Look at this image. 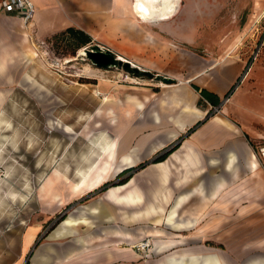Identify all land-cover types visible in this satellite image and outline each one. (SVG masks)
I'll return each mask as SVG.
<instances>
[{
	"label": "crops",
	"instance_id": "1",
	"mask_svg": "<svg viewBox=\"0 0 264 264\" xmlns=\"http://www.w3.org/2000/svg\"><path fill=\"white\" fill-rule=\"evenodd\" d=\"M32 1L36 9L28 25L36 36L73 27L91 37L88 45L106 46L141 68L148 62H158L159 69L166 62H181L180 48L176 49L181 36L175 38V30L182 29L177 17L182 0H172V16L168 18L139 16L137 0ZM255 12L264 14V0H258ZM0 13L4 18L16 16L1 8ZM189 24L190 30L197 31L196 20ZM166 29L174 31L173 37L167 38ZM185 52L190 75L180 80L183 74L168 73L178 79L176 86L162 82L163 95L160 92L152 100L149 97V103L144 98L134 104L135 111L141 110V104L148 107L143 132L120 136L101 133L99 155L86 169L79 170L78 180L70 183L67 195L77 199L99 191L105 181L112 184L100 190L99 199L88 201L60 220V227L45 235L46 245L38 246L37 220L18 233L9 231L19 236L18 256L10 264H23L27 252H31L28 264H133L136 253L121 243L130 244L145 236L153 237V252L159 255L149 264H264V220L257 218L261 209L253 202L264 201V169L242 128L218 115L207 117L212 103L192 86L206 88L221 99L241 65L225 55L222 65L213 66L207 79L196 55L191 60L192 50ZM190 81L194 82L192 88L185 85ZM252 98L240 90L233 95V103L241 110L248 109L255 121L261 120L259 115L264 111L256 105L264 98L257 97L254 102ZM126 114L130 124V112ZM116 120L117 124L120 119ZM199 120L203 122L186 134ZM65 128L71 129L68 124ZM169 149L162 160H155ZM128 168L132 169L122 175L128 174L125 182H119L122 177L113 181ZM52 181L48 176L44 194ZM250 186L257 195L247 199L245 192ZM53 198L51 203L56 208L72 202H63L59 192ZM233 210L237 216L231 220ZM67 217L77 219L76 223L64 224ZM215 238L225 248L208 244Z\"/></svg>",
	"mask_w": 264,
	"mask_h": 264
},
{
	"label": "rangeland",
	"instance_id": "2",
	"mask_svg": "<svg viewBox=\"0 0 264 264\" xmlns=\"http://www.w3.org/2000/svg\"><path fill=\"white\" fill-rule=\"evenodd\" d=\"M189 1L182 0L177 16L182 26L175 30V38L181 36L176 48L182 54L180 64L166 62L159 69L158 62H148L145 64L149 67L143 68L161 75L178 72L183 74L180 80H185L190 72L184 54L192 50L191 60L196 55L198 64L204 65L203 76L209 79L211 69L222 65L225 55L234 59L241 66L227 89L232 88L229 100L225 101L226 91L213 115L242 128V135L264 169V115L255 121L248 109L241 110L233 103V95L240 90L243 95H251L253 102L257 97L264 98V14L255 12L258 0ZM195 20L197 31L189 28ZM173 32L166 29L167 38L173 37ZM78 45L65 30L36 36L28 22L18 16L4 18L0 13V246L5 248H0V264H10L18 256L19 236L9 231L18 233L38 221V246L46 245L45 235L57 230L61 219L100 198V190L77 199L69 198L67 191L70 183L78 180L79 170L86 169L99 155V135L143 132L148 107L141 104V110L135 111L134 104L144 98L149 103V97L152 100L160 92L163 95V80L134 76L119 67H97L80 52L88 44ZM177 81L169 84L176 86ZM192 83L185 85L189 88ZM261 102L256 106L264 111ZM127 111L130 124L125 120ZM117 118L120 120L116 124ZM67 124L70 130H66ZM48 176L53 181L44 194ZM58 192L63 202L72 201L58 206L59 212L51 203ZM245 194L247 199L257 195L251 186ZM253 202L261 209L257 218L264 220V201ZM231 213V220L236 219L237 210ZM261 223L258 221L260 228ZM237 225L230 227V233ZM147 239L149 246L141 250L139 243ZM219 240L215 238L208 244L225 248ZM121 244L136 253L133 264H149L159 256L153 252L152 236ZM30 254L23 255V264L29 263Z\"/></svg>",
	"mask_w": 264,
	"mask_h": 264
},
{
	"label": "water",
	"instance_id": "3",
	"mask_svg": "<svg viewBox=\"0 0 264 264\" xmlns=\"http://www.w3.org/2000/svg\"><path fill=\"white\" fill-rule=\"evenodd\" d=\"M141 4L146 6L143 2L139 3V5ZM148 12H150L149 8ZM85 56L97 67H119L134 76L157 78L163 80L165 83H173L175 81V79L171 76L161 75L160 73H155L148 69L141 68L139 65L117 55L110 48L101 46L98 43H92L85 47Z\"/></svg>",
	"mask_w": 264,
	"mask_h": 264
},
{
	"label": "trees",
	"instance_id": "4",
	"mask_svg": "<svg viewBox=\"0 0 264 264\" xmlns=\"http://www.w3.org/2000/svg\"><path fill=\"white\" fill-rule=\"evenodd\" d=\"M65 32L67 34H69L71 37H73L74 39L77 40L78 42V47L80 46H85L86 44H88V42L91 40V37L85 33V31L83 30H79V29H75L73 27H69V28H66L65 29ZM192 86L198 90L201 94L202 97L206 98L207 100H209L211 103H212V106L214 105H218L220 103V99H219V96L216 95L215 93L207 90L206 88H200L198 85L196 84H192ZM231 89L230 88L226 93L225 95H228L230 92H231ZM200 102V101H199ZM200 104V103H199ZM209 112H207V117L208 116H211L213 115V112L211 109L208 110ZM206 117V118H207ZM201 122H203L202 120H199L197 121L196 123H194L192 126H190V128H188L186 130V134H189L192 130H194ZM176 145L172 146L170 149H173ZM169 150H166L164 152H161V154L159 153L156 157H155V160L158 161V160H162L166 154L170 151ZM132 168H128V169H124L119 175H122V174H125L127 173L129 170H131ZM128 175V174H127ZM127 175L122 177L119 182L122 183V182H125L126 179H127ZM112 184L110 180L108 181H105L104 183L101 184L99 190H105L107 189V187ZM62 220V219H61Z\"/></svg>",
	"mask_w": 264,
	"mask_h": 264
},
{
	"label": "built area",
	"instance_id": "5",
	"mask_svg": "<svg viewBox=\"0 0 264 264\" xmlns=\"http://www.w3.org/2000/svg\"><path fill=\"white\" fill-rule=\"evenodd\" d=\"M0 8L20 17L24 22H29L33 18L36 9L32 0H0ZM227 100H229V94L225 97V101ZM220 104L221 102L211 106L213 114L220 107ZM149 244V239H147L146 242L141 241L138 246L141 247V250H145Z\"/></svg>",
	"mask_w": 264,
	"mask_h": 264
},
{
	"label": "bare ground",
	"instance_id": "6",
	"mask_svg": "<svg viewBox=\"0 0 264 264\" xmlns=\"http://www.w3.org/2000/svg\"><path fill=\"white\" fill-rule=\"evenodd\" d=\"M140 2H143L146 5V6H143V8L145 9L144 11H141L140 8L138 7ZM172 5H173L172 0H137L135 3V7L137 9L136 11L138 12V14H140L139 16H141L143 18L147 17V15H150L152 17L159 15L162 18H168V17L172 16V14H170V8ZM148 7L150 8V12H148ZM156 7H159L158 9L162 8L161 9L162 11L158 12ZM80 52H81V54L85 55V47L80 48ZM113 191H114V189L111 190L112 193H113ZM76 220L77 219H75V218L67 217L63 221V223L64 224H73V223H76L75 222Z\"/></svg>",
	"mask_w": 264,
	"mask_h": 264
},
{
	"label": "snow or ice",
	"instance_id": "7",
	"mask_svg": "<svg viewBox=\"0 0 264 264\" xmlns=\"http://www.w3.org/2000/svg\"><path fill=\"white\" fill-rule=\"evenodd\" d=\"M138 7L140 8L141 11H144L145 9L143 8V5H138Z\"/></svg>",
	"mask_w": 264,
	"mask_h": 264
}]
</instances>
